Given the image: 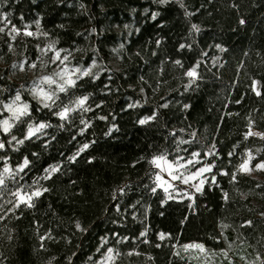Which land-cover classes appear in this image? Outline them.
Instances as JSON below:
<instances>
[{
  "label": "trees",
  "instance_id": "trees-1",
  "mask_svg": "<svg viewBox=\"0 0 264 264\" xmlns=\"http://www.w3.org/2000/svg\"><path fill=\"white\" fill-rule=\"evenodd\" d=\"M0 29V124L17 95L27 105L0 127V264H97L108 249L113 264L264 257V169L240 170L247 150L264 164V136L247 134L264 133V0H0ZM45 46L99 63L50 107L15 75ZM193 153L190 169L210 166L202 188L168 197L150 159ZM32 186L42 194L17 207L12 193Z\"/></svg>",
  "mask_w": 264,
  "mask_h": 264
},
{
  "label": "rangeland",
  "instance_id": "rangeland-1",
  "mask_svg": "<svg viewBox=\"0 0 264 264\" xmlns=\"http://www.w3.org/2000/svg\"><path fill=\"white\" fill-rule=\"evenodd\" d=\"M59 53L60 59H56V54ZM65 56L60 55L59 50L54 49L52 46L51 48L49 46H45L41 49L38 60L29 66H20L18 70L16 71L15 75L16 77L27 79L31 82L30 86V91L32 95L42 104L44 103H50L51 101H43L40 96H38L36 93L38 92V87L42 88L44 91L52 93L55 92V94L58 92V85L63 84L67 79L71 78L75 80V78L79 75H84V72L87 73H97L99 71V63H92L90 66L86 68H78V67H72L68 65L67 61L64 59ZM63 61V62H61ZM32 65H35V67H32ZM50 77L53 80L56 81L55 84H47L43 83L42 78L43 77ZM255 82V83H254ZM67 85L65 84V87ZM253 89L257 92L258 91V82L256 80L253 81L252 83ZM7 106H11L13 109L17 108H22L23 105L17 101L15 103H11L5 106L6 111L8 112V116L5 117L0 124L1 129L3 130L4 124L3 121H8V124L11 125L12 121L16 119L19 116V113L17 112L15 115L12 110H9ZM71 108L76 107V105H71L68 106ZM63 110V109H62ZM61 110V111H62ZM41 124V123H39ZM37 124V125H39ZM37 125H33L30 128H33ZM253 128H249L247 134L251 131L253 135L260 134L258 130L256 132L252 131ZM29 131V129H28ZM28 134V132H27ZM260 136V135H257ZM253 154L249 150L246 151L244 159L242 160L240 164L241 165L245 163V161L248 162L247 166L249 168V171L247 173L255 176V177H260L261 176V171L264 168H258L257 165L263 164L262 161H257L256 163L252 164L251 159ZM154 157H164L166 161H168L170 164H172V168L168 167V164L164 163L163 161L160 162V167H156L153 163L152 160ZM152 157L151 163L152 166L155 168L156 173H155V181L156 185H160L163 190L167 188L168 190L165 191L166 195L168 197H175V198H182V197H193L195 193H197V187L200 189L202 188L206 177H207V172H203L200 175H196V173L202 169V168H209V165H201L195 169H190V166L197 162L198 158L196 156H191L190 158L187 159H175V160H170L166 156H154ZM193 161V163L188 164L187 161ZM179 164L185 165L184 167L180 168L178 167ZM8 169L7 172H5V169ZM163 169V170H162ZM245 172V171H244ZM10 173L9 167L6 165L2 171V174L0 176V179L3 180V177L8 175ZM171 174L173 175H178L181 177V179L173 180L171 178ZM157 174H159L160 177H162V180H157ZM189 176H193L194 178L189 180L188 183H183V179L187 178ZM201 181L203 183L201 184ZM1 185V184H0ZM171 185V187H169ZM34 191H40L36 187H31V188H22L18 189L17 191L13 192L12 197H14V200L16 203H19V197L15 195L16 193H20V195L25 196V199L27 198L28 195H31L32 192ZM33 198V197H32ZM6 200L4 199V196H0V200ZM32 200V199H31ZM31 202V201H30ZM186 245H192V244H186ZM185 245V246H186ZM183 247L184 253L191 257H196V258H203L207 256L204 248L203 251H201L198 248H186ZM114 261V253L113 251L110 253L109 249L106 251L104 256L97 262V264H113ZM248 264H264V257H259L255 259H250L248 261Z\"/></svg>",
  "mask_w": 264,
  "mask_h": 264
},
{
  "label": "snow or ice",
  "instance_id": "snow-or-ice-1",
  "mask_svg": "<svg viewBox=\"0 0 264 264\" xmlns=\"http://www.w3.org/2000/svg\"><path fill=\"white\" fill-rule=\"evenodd\" d=\"M241 23H243V21H241ZM196 27H197L196 25H193V28H194V29H195ZM0 31H3V29H0ZM14 31H15V29H14ZM26 34H27V35H32V33H30V32H28V33H26ZM49 47L51 48V46H49ZM181 47H183V45H182ZM56 59H60L59 53L56 54ZM64 59L66 60L67 57H64ZM61 62H63V61H61ZM176 63H179V61H177ZM32 67H35V65H32ZM83 74H84V75H87L88 73H87V72H84ZM187 75L190 76V77H195L196 73H195V71L193 70V71H189V72L187 73ZM42 81H43V83H47V84H55V83H56L55 80H53L52 78L47 77V76L43 77V78H42ZM254 83H255V82H254ZM65 84L68 85V86H72V85L75 84V81H74L73 79L69 78V79H67L63 84H59V85H58V91H59V92H65V91H66ZM37 87H38L39 90H38V92H37L36 94H37L38 96H40V97L42 98L43 101H51L53 104L55 103V92L49 93V92L44 91L42 88H39V86H37ZM257 94L259 95L260 93L257 92ZM15 100H16V101H19V100H20V96L17 95L16 98H15ZM86 100H87V97L79 98L77 101H75V105H76V107H82V106L84 105V103H85ZM14 103H15V101H14ZM43 106H44V107H50V104H49V103H44ZM7 107L9 108V110H12V111H13L14 115H15L17 112L19 113V115H25V114L27 113V105H24L22 108H17V109H13L11 106H7ZM185 107H187V106H185ZM72 110H73V108L68 107V106H65L64 109H63L62 111H60L59 113H57V115H58L61 119H65V118H67L68 113H69L70 111H72ZM145 122H146L145 120H141V121H140L141 124H143V123H145ZM3 124H4L3 131L7 132V131L9 130V128L11 127V125L8 124V121H6V120L3 121ZM45 127H47V125L41 123V124H39V125H37V126H35V127H33V128H29L28 135H27L26 138L31 137V136H33L35 133L40 132V131H41L42 129H44ZM248 135H253V133L250 131V132L248 133ZM257 135H260V134H257ZM13 139H15V137H13ZM21 143H22V141H21ZM3 147H4V145H3L2 143H0V148H3ZM88 147H89V145L85 144V145H83V147L80 149V151H83L84 149H86V148H88ZM78 154H79V153H77V155H78ZM196 155H198V154L193 153V156H196ZM249 158L251 159V157H249ZM73 159H74V157H73ZM161 161H163L164 163L168 164V167H169V168H172V164H170L168 161H166L164 157H154L153 160H152V163H153L156 167H160V166H161V165H160V162H161ZM187 163H188V164H191V163H193V161L189 160V161H187ZM27 164H28V160L25 159V161H24V165H27ZM247 164H248V162L245 161V163L241 165L240 170H241V171H245V172L249 171V168H248ZM184 166H185V165H183V164H179V165H178V167H180V168H182V167H184ZM22 167H23V166H22ZM257 167H258V168H264V164L257 165ZM162 170H163V169H162ZM209 170H210L209 168H202V169H200V170L196 173V175H200L201 173H203V172H207V171H209ZM7 171H8V169L6 168V169H5V172H7ZM45 171L48 172L49 175H50L51 173H54V172L58 171V168H56V167H52V168H50V169H46ZM170 175H171V178H172L173 180L181 179V177L178 176V175H173V174H171V173H170ZM46 178H47V177H46ZM193 178H194L193 176H189V177H187V178H184V179H183V183H188L189 180H191V179H193ZM157 180H162V177H160L159 174H157ZM2 183H3V180L0 179V184H2ZM202 183H203V181H201V184H202ZM158 186H160V185H158ZM169 187H171V185H169ZM155 190H156V189H153V191H155ZM164 190L167 191L168 189L165 188ZM44 191H47V189H44ZM197 191H200V188H199V187H197ZM41 194H42V193H41L40 191H34V192L31 193V195H28L26 199H25V196L20 195V193H16L15 195H17V196L19 197V203H26V204H28V206L30 207V206H31L30 201H31L32 197H38V196H40ZM19 203L16 205L17 207L19 206ZM77 226L79 227V225H77ZM141 235H143V233H141ZM160 238L163 239V238H164V235L161 234V237H160ZM185 247H186V248H198V249H200L201 251H203V246H202V245H199V244L186 245ZM109 252L111 253L112 250L109 249Z\"/></svg>",
  "mask_w": 264,
  "mask_h": 264
},
{
  "label": "water",
  "instance_id": "water-1",
  "mask_svg": "<svg viewBox=\"0 0 264 264\" xmlns=\"http://www.w3.org/2000/svg\"><path fill=\"white\" fill-rule=\"evenodd\" d=\"M253 132H256V129H252ZM264 136V133L263 132H260V136L259 137H263Z\"/></svg>",
  "mask_w": 264,
  "mask_h": 264
}]
</instances>
